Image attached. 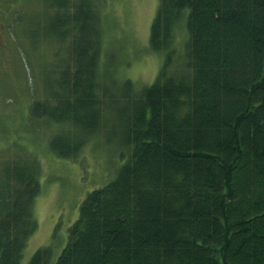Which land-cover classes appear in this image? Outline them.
Returning a JSON list of instances; mask_svg holds the SVG:
<instances>
[{"label": "trees", "instance_id": "obj_1", "mask_svg": "<svg viewBox=\"0 0 264 264\" xmlns=\"http://www.w3.org/2000/svg\"><path fill=\"white\" fill-rule=\"evenodd\" d=\"M48 2L67 57L30 111L72 130L50 149L76 157L103 106L121 102L131 151L84 198L56 261L42 247L28 264H264V0H157L149 47L163 65L151 85L126 80L108 98L99 5ZM177 26L183 64L171 70ZM39 172L38 161L16 158L0 169V264H20L37 228Z\"/></svg>", "mask_w": 264, "mask_h": 264}, {"label": "rangeland", "instance_id": "obj_2", "mask_svg": "<svg viewBox=\"0 0 264 264\" xmlns=\"http://www.w3.org/2000/svg\"><path fill=\"white\" fill-rule=\"evenodd\" d=\"M95 1L102 27L99 93L119 96L126 80L137 89L151 85L165 58L164 52L149 47L157 0ZM54 13L48 0H0V169L15 158L38 161L40 169L33 206L37 228L20 264H28L42 247H50L51 262L56 261L84 198L111 182L131 151L124 140L121 102L103 106L100 127L76 157L60 158L50 149L49 140L70 131L71 124L33 116L30 110L32 102L54 90L60 62L67 57L64 42L51 31ZM182 28L176 29L171 70L183 64Z\"/></svg>", "mask_w": 264, "mask_h": 264}]
</instances>
